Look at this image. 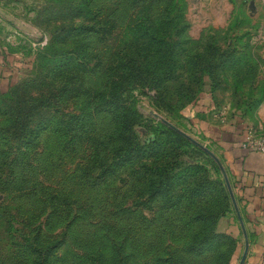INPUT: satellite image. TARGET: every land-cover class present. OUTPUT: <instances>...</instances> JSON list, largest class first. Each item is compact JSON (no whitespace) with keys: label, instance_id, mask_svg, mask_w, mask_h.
Here are the masks:
<instances>
[{"label":"rangeland","instance_id":"1","mask_svg":"<svg viewBox=\"0 0 264 264\" xmlns=\"http://www.w3.org/2000/svg\"><path fill=\"white\" fill-rule=\"evenodd\" d=\"M168 2L0 0V59L9 54L8 59L20 62L21 66L11 75L12 84L36 75L34 62L38 50L49 43L54 28L60 22H70L67 18L73 14L83 13L76 22L100 30L82 34L74 42L75 46L89 47L84 61L88 69L82 89L75 90L74 96L62 97L57 106L58 115L65 119L62 121H74L73 132L79 134V139L71 135L65 138L66 126L54 118L41 134L39 151L27 167L19 166L14 172L6 166L0 168V264H38V252L42 249L48 254L52 252L51 264H229L232 245L219 235L223 233L219 221L233 211L234 202L227 184L228 179L233 191L232 180L222 151L207 142L180 114L176 98L171 99V107L166 106L150 86L134 89L129 100L121 101V107L130 105L126 113L133 117L131 140L126 134L121 135L123 129L115 116L111 119L110 111L101 109L110 108V96L105 95L112 79L109 61L129 42L133 20L144 16L162 20ZM226 2V16L234 6L230 22L234 17L243 20L235 33L215 29L206 15L224 8ZM187 3L186 15L193 33L198 34L203 25L214 28L208 32V42H218L223 47L213 46L212 53L228 51L225 39L233 42L234 36L246 30L255 39L259 34L257 26L264 25L258 0L253 9L248 0ZM111 21L116 23L113 33ZM167 33L175 36V30ZM207 49L201 47L199 53ZM249 49L256 55L264 54V46L254 42ZM193 54L196 52L185 60H193ZM259 63L250 61L248 68L229 67L232 73L222 77L218 91L224 99L220 113L226 111L225 99L233 100V77L238 71L249 72L245 93L249 86L255 98L260 96L264 63ZM2 87H6V81ZM241 99L245 102L246 98L242 95ZM239 113L249 116L252 112L232 104L227 116ZM161 119H167L209 151L203 153L188 145L168 144L165 148L152 144L150 139L157 136L153 125ZM3 125L0 122V127ZM249 131L264 138V132L255 125ZM120 149L122 156L130 154L123 158V163L117 158ZM15 152L19 155L21 149ZM163 161L170 172L165 178L173 186L168 187L170 194L151 200L145 179L150 169L145 165L159 166Z\"/></svg>","mask_w":264,"mask_h":264},{"label":"trees","instance_id":"2","mask_svg":"<svg viewBox=\"0 0 264 264\" xmlns=\"http://www.w3.org/2000/svg\"><path fill=\"white\" fill-rule=\"evenodd\" d=\"M187 6V0H169L162 20L157 21L146 16L134 19L129 42L124 44L118 54L109 61L108 73L112 79L110 90L105 95L110 96V108L101 106V109L110 111L111 119L115 116L119 127L123 129L121 135L126 134L124 136L130 140L134 125L130 123V117H133H128L126 113L130 105L121 107V101L123 102L125 98L129 100L134 89L150 86L156 90L158 100L169 107H171V99L176 98V102L180 103V114L185 118L183 111L193 105L206 89L216 100L222 77L232 73L229 72V67L246 66L250 61L264 63L259 55L249 49L253 45V34L248 30L239 36H234L236 38H233V42L225 39L228 51L212 53L210 48L213 46L223 47L218 42H208L210 41L208 32L213 31L214 28H206L200 38L194 39L190 35L191 23L186 15ZM83 15V13H77L75 16L73 14L67 18L70 22H60L54 28L49 43L43 49H39L35 57L34 65L37 70L35 76L17 82L18 85L11 83L7 90H2L0 87V95H2L0 122L4 123L0 127L1 169H5L6 166L14 172L20 168L19 166L27 167L34 153L39 151L41 134L51 126V120L54 118L61 120L66 126L68 132L63 134L64 137L71 135L73 139L74 137L79 139V134L74 135L73 132L74 121H62L65 119L58 115L57 106L62 97L74 96L75 90L82 89L84 72L88 69L84 61L87 59L89 47L86 44L75 46L74 42L77 43V37L82 34L91 31L100 33L96 26H86L85 22H76V19H81ZM241 21L243 20H239V17H234L230 26L224 31L237 32L241 28ZM110 23L113 33L116 30V23L114 21ZM167 30H175V36L170 37ZM193 47L197 48L194 50ZM201 47L208 49L199 53ZM193 51L196 52L195 55L193 54V60L186 61L185 58ZM248 73L238 71L234 75L232 104L254 112L264 99V83L260 88L259 97L255 98L254 92H251L252 87L249 86V92L245 93ZM241 94L245 96V102L242 101ZM102 101L105 102V97ZM135 111L140 115L136 108ZM72 119L74 120V117ZM153 128L157 136L150 139L152 144H161L164 147L168 144L188 145L197 147L203 153L208 152L167 119H161L153 125ZM18 148L21 149V154L16 155L15 149ZM135 152L136 149L131 153ZM117 154L121 163L124 161L123 158L130 155L122 156L121 149ZM162 155L160 153V156ZM165 156L168 154L166 153ZM31 164L33 166V162ZM145 166L150 169L149 177L145 178L150 199L155 200L162 194H170L171 189L169 190L168 187L173 184L169 185L165 178L170 173L167 172V163L163 161L159 166ZM28 193L31 194L29 190ZM219 235L231 242L229 260L231 264L234 241L225 233ZM45 251L42 249L38 252V264H51L52 252L48 254Z\"/></svg>","mask_w":264,"mask_h":264},{"label":"crops","instance_id":"3","mask_svg":"<svg viewBox=\"0 0 264 264\" xmlns=\"http://www.w3.org/2000/svg\"><path fill=\"white\" fill-rule=\"evenodd\" d=\"M188 1L191 3V0ZM248 1L250 9H253L256 6L255 0ZM258 1L261 3L264 14V0ZM226 9H228L227 2L224 8H217L213 13H206L215 29L226 30L230 26V16L233 17L231 14L232 12L234 14V6L227 16ZM206 28L208 27L203 25L198 34H195L191 26L190 35L198 39ZM256 29L259 34L252 42L264 46V25L261 24ZM8 55L3 54L0 59L2 90H7L11 84V75L16 74L21 67L18 65L20 62H11ZM259 57L264 61V54H259ZM5 81L6 87L3 88L2 84L5 85ZM223 100L218 92L214 100L206 89L202 92L200 100L188 106L183 114L190 125L196 128L207 142L214 144L222 151L232 180L236 204H234L233 211L219 221L220 232L229 235L234 241L232 264H240L247 248L244 264H264V149L247 145L249 128L252 125L264 132V99L249 116L239 113L231 117L227 116L232 107V102L228 101L229 98L225 99L224 109L226 111L220 113Z\"/></svg>","mask_w":264,"mask_h":264},{"label":"built area","instance_id":"4","mask_svg":"<svg viewBox=\"0 0 264 264\" xmlns=\"http://www.w3.org/2000/svg\"><path fill=\"white\" fill-rule=\"evenodd\" d=\"M247 145L253 148L264 149V138L263 139L258 138L253 134V132L249 131V136L247 138Z\"/></svg>","mask_w":264,"mask_h":264},{"label":"water","instance_id":"5","mask_svg":"<svg viewBox=\"0 0 264 264\" xmlns=\"http://www.w3.org/2000/svg\"><path fill=\"white\" fill-rule=\"evenodd\" d=\"M196 143H198V142H196ZM203 148L206 149L207 151H209L208 148H206V147H203ZM227 184H228V188L230 190L231 196H232V200H233L234 204H236V199H235L234 193H233V191H232V189L230 187V183H229L228 179H227ZM247 252H248V248H247V250L245 251V253H244L243 257H242L240 264H244V261H245L246 256H247Z\"/></svg>","mask_w":264,"mask_h":264}]
</instances>
